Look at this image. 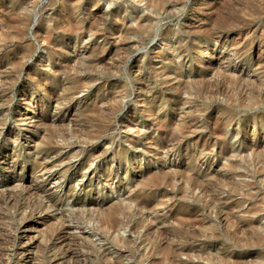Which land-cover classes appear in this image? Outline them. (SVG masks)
Segmentation results:
<instances>
[{"label": "rangeland", "instance_id": "374dc122", "mask_svg": "<svg viewBox=\"0 0 264 264\" xmlns=\"http://www.w3.org/2000/svg\"><path fill=\"white\" fill-rule=\"evenodd\" d=\"M0 264H264V0H0Z\"/></svg>", "mask_w": 264, "mask_h": 264}, {"label": "bare ground", "instance_id": "6f19581e", "mask_svg": "<svg viewBox=\"0 0 264 264\" xmlns=\"http://www.w3.org/2000/svg\"><path fill=\"white\" fill-rule=\"evenodd\" d=\"M107 1H108V0H107ZM111 2H112V1H111ZM107 3H108V2H107ZM111 4H112V3H111ZM111 4H110V5H111ZM125 10H127V9H125ZM217 10H218V9H217ZM95 19H96V18H95ZM93 22H94V20H93ZM93 22H92V23H93ZM95 22H96V21H95ZM95 22H94V23H95ZM69 23H70V22H69ZM62 24H63V23H62ZM70 25H71V24H70ZM64 27H65V26H64ZM73 30H74V29H73ZM154 39H155V37H154ZM206 49H207V48H206ZM208 53H209V52H208ZM203 55H204V54H203Z\"/></svg>", "mask_w": 264, "mask_h": 264}]
</instances>
